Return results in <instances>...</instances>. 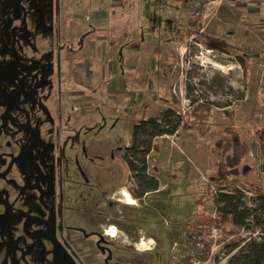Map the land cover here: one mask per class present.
<instances>
[{"label":"rangeland","instance_id":"374dc122","mask_svg":"<svg viewBox=\"0 0 264 264\" xmlns=\"http://www.w3.org/2000/svg\"><path fill=\"white\" fill-rule=\"evenodd\" d=\"M127 2L145 16L135 32L93 31L92 13L109 10L110 0H24L25 32L0 36V264H97L86 240L58 235V189L61 230L102 231L113 243L111 263L167 264L173 242L181 252L191 247L186 237L198 222L220 230L211 238L207 264H227L258 238L248 230H226L214 197L237 190L251 207L258 194L264 196V0ZM15 3L0 0L3 30L19 17ZM158 16L166 22L148 30ZM192 20L185 32L182 26ZM174 21L181 24L176 45L169 31ZM205 36L227 42L230 54L207 50ZM114 38L121 40L112 47ZM10 39L19 53L13 67L6 64ZM53 42L62 47L59 58ZM125 49L130 79L119 85L138 90L135 107L133 101L122 104L124 98L105 100L109 81L93 83L97 51L107 60ZM167 110L174 122L181 119L175 135L152 141L148 154L142 146L125 150L135 125ZM30 131L40 135L34 145ZM127 161L133 170L145 166L157 182L138 207L125 210L132 241L107 235L108 219L96 208L122 185L138 195L132 181H123ZM139 233L158 248L137 255L116 245L133 244ZM233 243L241 245L230 250Z\"/></svg>","mask_w":264,"mask_h":264},{"label":"crops","instance_id":"0c3cea01","mask_svg":"<svg viewBox=\"0 0 264 264\" xmlns=\"http://www.w3.org/2000/svg\"><path fill=\"white\" fill-rule=\"evenodd\" d=\"M110 2L111 3L109 4V10H107L106 12H101L99 10L97 12L92 13L91 22L93 23H91V25L93 26V31L95 33L108 32V33L118 34V33H126V32H131V31L135 32L141 29L139 26L140 24L139 18L140 17L143 18L145 16H142V15L140 16L139 9L136 3H128L127 0H110ZM175 16L176 15H173V17ZM70 17L71 15H68L66 19ZM163 17H167V15ZM169 17H171V15H169ZM166 20L167 19H162V18L159 19V16H158V19H156V22L154 24H149L148 27L146 28L148 30L157 29L158 27H161L162 22L165 23ZM175 22L176 21H174V23ZM153 25H156V26H153ZM172 26L169 28V31H172L173 29ZM121 38H123V36ZM120 40L121 39L114 38L112 40L111 46L112 47L118 46ZM127 48H129V46H127ZM128 51L129 49H125L121 53L118 52V57L114 58L113 56L109 59L106 58L107 60H105V58L103 59L102 57L103 51L98 50L96 53L98 57L96 58V60L98 61V64H97V67L94 66V70L92 69L94 73V77L96 76V79L94 80L93 83L94 85L98 87V86L104 85L103 84L104 82L107 84V82L109 81V86H107V89H105L106 90L105 100L124 98L125 100L121 101L122 104L125 105L126 101H127L126 104H129V102L132 103L131 101H133V103L130 104V107L131 106L135 107L136 104L139 105V101L138 102L136 101L138 96L135 97V92L138 90H134L130 93V91L127 90L128 86L125 87L126 85L125 83L127 82V80L130 79L128 75V67L123 65V63L125 62L124 60L126 58V52ZM87 55L90 56V53L86 52L84 56H87ZM106 57H107V54H106ZM68 74L69 73H67L66 75L67 77H68ZM122 78L125 79V83H124L125 85H123V87L119 85V84H122L121 82ZM131 82H133V85L135 84L136 87L139 85L138 84L139 81H137L136 79H133V81L131 80ZM93 92L95 91L93 90ZM91 96H92V93H91ZM102 107H106V101L102 102ZM75 118L76 116H74L73 119L71 118V121H74ZM191 181L193 182V179H191ZM99 183H103V182L99 181ZM124 192L128 194L130 202L123 200L121 194ZM150 193H151L150 191L149 193L146 192L145 196H148ZM107 201L108 203L106 204L102 203L100 206H98V210H102L103 208H108L111 211V214H110L111 216H109L106 226H108V229L110 228L113 230L115 237L122 238L125 240H131L133 237V234L128 229L129 227L128 224L130 222H128V219L126 218L124 213H125L126 208L138 207L139 206L138 200L131 196L130 190H128L127 187L123 186V187H118L115 190L108 193ZM98 225H101V224L98 223ZM174 243L176 242H173L172 246L174 245ZM116 245H119L120 247H129L137 255H145L147 253H151L155 251L158 248V245L156 244L155 240L151 236H146L141 233H139L138 238H136L135 242L131 245L127 244L126 246H124L122 243L116 244ZM142 261L146 263L147 259H143ZM95 263L101 264L100 257L97 258ZM130 264H135V262H130Z\"/></svg>","mask_w":264,"mask_h":264},{"label":"trees","instance_id":"16d2710c","mask_svg":"<svg viewBox=\"0 0 264 264\" xmlns=\"http://www.w3.org/2000/svg\"><path fill=\"white\" fill-rule=\"evenodd\" d=\"M194 22L193 20L188 21L187 23L189 25L182 26L185 32H189L190 27L195 25ZM175 23L171 31L173 33L172 40L174 44L181 39V37L176 36V32L181 29V24L177 23V21ZM204 39V47L207 50L227 55L230 54L231 46L227 42L206 36ZM240 61L242 62V60ZM170 116H172V111L167 110L160 118H149L135 125L133 127L132 145L125 150H136L137 147L142 146L144 152L148 154L152 141L165 135H175L178 131L179 124H181V119L177 117L174 122ZM139 137H144L146 140H139ZM127 165L129 170L134 169L131 162L127 161ZM156 185L157 182H155L154 188H156ZM254 201L256 203H253L251 207L246 205L243 202V194L237 190L234 193L218 192L214 197L215 211L219 215L222 226L226 230L233 234H238L242 230H248L251 234H258L257 240L253 239L252 242L246 244L245 250L240 248L238 256H234L232 261L230 260L227 264H264V196L258 194ZM207 225H211V222ZM196 227H204L207 230L211 228L205 226V224L202 225L201 222L196 223L195 227L192 228L194 229ZM240 245L233 243L229 249L234 250L240 247ZM206 251L208 252V246L206 247Z\"/></svg>","mask_w":264,"mask_h":264},{"label":"flooded vegetation","instance_id":"af4514ba","mask_svg":"<svg viewBox=\"0 0 264 264\" xmlns=\"http://www.w3.org/2000/svg\"><path fill=\"white\" fill-rule=\"evenodd\" d=\"M23 1L24 0H16V3H15V11L19 14V17L15 18V19H11L8 23V25H6V28L5 30L2 29V27L0 26V36L3 32H5L7 34V37L11 34H13V36H16L17 33L19 32H25L26 30V16H27V12H26V9L25 7L23 6ZM82 40H79L78 41V44H81ZM53 46H55V42H53ZM57 46V47H56ZM56 54H57V58H59V55L61 54V49L62 47L56 45ZM8 47H10V56H11V59L9 61H5L4 60V63L6 62L7 66H10V67H13L14 65L17 64L18 60H19V53H17L16 49H15V42H13L12 39L8 40ZM53 52V50H52ZM0 59H2L0 57ZM57 62V60H56ZM57 65V64H56ZM26 98L28 95H25ZM43 106V105H42ZM22 108L23 105H21ZM27 107V105L25 106V108ZM49 110V109H48ZM17 110H13V113L17 114L16 113ZM47 117L49 119H53L51 118V115H50V111H47ZM57 119V118H56ZM61 121H63L64 125L66 123L69 124L70 121H67L66 120H63V119H59ZM38 131L34 132V131H30V135L31 136H34L33 139H32V145H34L38 140H39V136L38 135ZM133 171V172H132ZM131 172L133 174H131ZM131 175L134 176V178H131L129 179V176L131 177ZM96 177H98V174L96 175ZM128 180L127 181V184H129V181H132L134 184H135V189L138 191V195L136 196L134 190H130V193H131V196L132 197H135V199L137 200H140L142 199L143 196H145V187H150V189L148 191L150 192H153L156 190V188H154V184L156 182V179L155 178H152L147 172H146V168H142V169H139V170H129L127 175H126V178L123 179V181L125 180ZM56 182H57V185L58 187L61 186L62 184V175H61V172H58L57 175H55V179H54ZM99 181H97L95 184H97ZM120 187H123L120 186ZM126 187V186H124ZM105 204L108 203V194L107 196L105 197ZM57 205H58V235L59 236H65L67 234V237L69 239H71V235H72V240H79V239H84L86 240L87 244L90 246V250L95 252L96 253V257L99 256L100 259H101V264H120L119 262H115V263H111V259H112V252L110 251V249L108 248V246L110 245H113V243L110 242L109 239H106L105 236H104V233L102 231H92V232H85V231H81L79 229H76L75 231H73V233H65L63 232L61 229V214L59 213V208L61 210V191L58 189L57 190ZM97 208V211H99L100 214V217L102 218H106L108 219L109 216V211L108 212H104L102 210H98V207ZM108 210V208H107ZM107 213H108V216H107ZM51 218V216H49V219ZM53 218L55 219L56 216H53ZM98 218V217H97ZM72 230V229H71ZM107 234V232H106ZM75 235V236H74ZM108 235V234H107Z\"/></svg>","mask_w":264,"mask_h":264},{"label":"built area","instance_id":"2783aa9c","mask_svg":"<svg viewBox=\"0 0 264 264\" xmlns=\"http://www.w3.org/2000/svg\"><path fill=\"white\" fill-rule=\"evenodd\" d=\"M219 229L216 227L209 230L204 227H196L192 230L186 238L189 241L191 247L188 251H180L174 244L171 248L167 264H207L206 258L209 253L206 251V247H209L211 238H214L219 233Z\"/></svg>","mask_w":264,"mask_h":264},{"label":"bare ground","instance_id":"6f19581e","mask_svg":"<svg viewBox=\"0 0 264 264\" xmlns=\"http://www.w3.org/2000/svg\"><path fill=\"white\" fill-rule=\"evenodd\" d=\"M121 196H122L123 200H125L127 202H130V199H129L128 194L126 192L122 193ZM112 231H113L112 229L107 230V234L109 236H114V234L112 233Z\"/></svg>","mask_w":264,"mask_h":264}]
</instances>
